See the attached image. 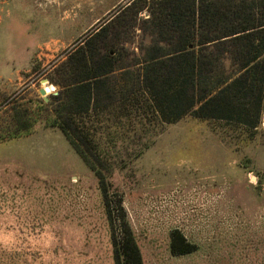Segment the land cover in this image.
Returning <instances> with one entry per match:
<instances>
[{
  "label": "rangeland",
  "instance_id": "rangeland-1",
  "mask_svg": "<svg viewBox=\"0 0 264 264\" xmlns=\"http://www.w3.org/2000/svg\"><path fill=\"white\" fill-rule=\"evenodd\" d=\"M132 1L0 0V68L7 69L5 61L25 69L31 60L29 72H20L19 98L1 100L0 138L23 123L34 130L7 146L13 145L14 166L4 165L0 147V264H113L96 173L59 129L47 128L52 108L39 90L59 92L56 68ZM138 1L143 7L147 0ZM148 14L144 7L138 24ZM125 36L131 39L125 47L138 53L141 31L126 27ZM104 115L82 119L87 128L102 120L89 135L96 169L112 219L120 216V200L143 264H264L262 118L260 130H248L192 117L167 125L149 115L117 111L107 122ZM174 230L194 253L170 254Z\"/></svg>",
  "mask_w": 264,
  "mask_h": 264
},
{
  "label": "trees",
  "instance_id": "trees-1",
  "mask_svg": "<svg viewBox=\"0 0 264 264\" xmlns=\"http://www.w3.org/2000/svg\"><path fill=\"white\" fill-rule=\"evenodd\" d=\"M138 2L100 25L56 68L53 83L61 90L46 106L52 108L47 128L59 129L96 173L113 264H143V256L120 200L115 204L120 216L112 219L108 191L96 169L100 160L89 135L102 120L87 128L83 119L105 113L106 122L114 121L120 111V116L149 115L167 125L192 117L256 130L264 110V0H147L143 7ZM144 7L148 18L138 24ZM126 27L141 31L138 53L125 47L131 43ZM33 131L23 123L0 142ZM169 242L172 256L196 249L178 230Z\"/></svg>",
  "mask_w": 264,
  "mask_h": 264
},
{
  "label": "crops",
  "instance_id": "crops-1",
  "mask_svg": "<svg viewBox=\"0 0 264 264\" xmlns=\"http://www.w3.org/2000/svg\"><path fill=\"white\" fill-rule=\"evenodd\" d=\"M31 64V60H29L26 64H24V67H14V65L9 66L7 62L3 61V65H5V67L7 69H3L0 68V107L2 105L1 100L4 98L6 99V103H9L10 101H12L11 99H18L19 97H17L18 93L21 92L22 90L20 89L21 86V76H20V72H22V69L25 70L26 72H29V66ZM2 65V63H1ZM19 88V89H18ZM58 93V91H54V93L51 96H55ZM29 103H31V100H29ZM261 126H262V130H264V114H263V118L261 119ZM51 129H56V128H51ZM259 129V128H258ZM48 130V129H46ZM260 130V129H259ZM34 134V133H33ZM33 134L28 135L27 137L23 138H18V139H12L9 140L6 143H2L0 144V147H4L3 150V154L2 157H6L5 160H3L4 165H8L9 167L14 166L13 160L11 159V156L14 151H13V145H11L10 147L7 148V146L9 145L10 142H14V141H18V140H23L26 141L28 139H30V137H32ZM2 145V146H1ZM1 150V152H2ZM6 153V156H5ZM17 163V161H16Z\"/></svg>",
  "mask_w": 264,
  "mask_h": 264
},
{
  "label": "water",
  "instance_id": "water-1",
  "mask_svg": "<svg viewBox=\"0 0 264 264\" xmlns=\"http://www.w3.org/2000/svg\"><path fill=\"white\" fill-rule=\"evenodd\" d=\"M42 82H46L48 84V81L45 80V79H42L41 83ZM48 92H49L48 88H41L39 90V95L42 96L43 102H45L46 104L49 102V96L51 95V94H48V95L45 94V93H48Z\"/></svg>",
  "mask_w": 264,
  "mask_h": 264
}]
</instances>
